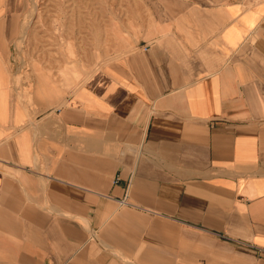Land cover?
Wrapping results in <instances>:
<instances>
[{
    "label": "crops",
    "instance_id": "obj_1",
    "mask_svg": "<svg viewBox=\"0 0 264 264\" xmlns=\"http://www.w3.org/2000/svg\"><path fill=\"white\" fill-rule=\"evenodd\" d=\"M158 4L71 94L0 85V264H264V0Z\"/></svg>",
    "mask_w": 264,
    "mask_h": 264
},
{
    "label": "rangeland",
    "instance_id": "obj_2",
    "mask_svg": "<svg viewBox=\"0 0 264 264\" xmlns=\"http://www.w3.org/2000/svg\"><path fill=\"white\" fill-rule=\"evenodd\" d=\"M6 1L9 8L0 16L21 11L13 16L12 25L1 23L0 32L6 26L22 27L17 40L10 30L11 54L6 58L10 72L0 61V85L18 80L15 84L22 102L37 107L51 101L61 89L71 94L91 72L141 42H149L158 21L166 15L159 0H36L34 16L28 18L32 0ZM3 2L0 0V12ZM23 22L29 25L26 29Z\"/></svg>",
    "mask_w": 264,
    "mask_h": 264
},
{
    "label": "bare ground",
    "instance_id": "obj_3",
    "mask_svg": "<svg viewBox=\"0 0 264 264\" xmlns=\"http://www.w3.org/2000/svg\"><path fill=\"white\" fill-rule=\"evenodd\" d=\"M32 2H33V7H32V9H31V11H30V15H29V17L28 18H32V16H34V13H35V11H36V0H32ZM28 22V21H27ZM24 23V25L23 26H25V29L27 28V26H29V25H25V22H23ZM22 23V24H23ZM22 27V26H21ZM23 32H24V30H23ZM26 35L24 34L23 36H21L22 38H24ZM18 80H16V79H13V81L12 82H14V83H16Z\"/></svg>",
    "mask_w": 264,
    "mask_h": 264
},
{
    "label": "built area",
    "instance_id": "obj_4",
    "mask_svg": "<svg viewBox=\"0 0 264 264\" xmlns=\"http://www.w3.org/2000/svg\"><path fill=\"white\" fill-rule=\"evenodd\" d=\"M121 203H126L125 199L121 201ZM262 253L264 252V250H260Z\"/></svg>",
    "mask_w": 264,
    "mask_h": 264
}]
</instances>
